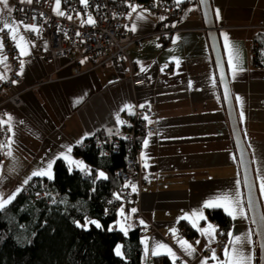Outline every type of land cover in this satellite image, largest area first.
<instances>
[{
	"label": "crops",
	"instance_id": "0c3cea01",
	"mask_svg": "<svg viewBox=\"0 0 264 264\" xmlns=\"http://www.w3.org/2000/svg\"><path fill=\"white\" fill-rule=\"evenodd\" d=\"M16 1L26 2L9 0L12 11L5 10L2 16L13 23V31H8L11 37L15 34V41L20 45L22 80L12 88H4L1 94L7 96L20 91L24 103L15 106L7 102L0 111V127H8L5 157L0 160V197L7 199L12 193L16 196L20 192L17 193L18 188L22 190L39 178L31 174L47 170L49 162L54 161L52 177L58 159L77 168L70 161L83 162L76 155L80 142L87 143L101 130L116 133L121 129V121H125L129 106L132 111L136 106L147 105L155 111L151 123L156 130L142 138L141 158L144 171L151 179L143 185L126 183L133 200L129 205L121 203L117 207L115 226L119 228V223H124L127 231L136 225L142 227L143 264H156L154 250L159 253L157 255L166 254L173 260L168 249L175 254L176 261L184 264H224L229 260L224 250L231 252L238 247L235 237L251 241L244 246V251L251 256V264H257L258 256L259 264L256 233L247 206L211 37L198 0H190L184 5L182 16L173 19L177 30L166 43L153 35L161 16L127 9V28L133 35L142 37V47L131 44L124 61L99 65L83 56L76 65L79 73L74 72L75 65L70 64L66 56L50 59L37 54L38 43L26 30L30 25L14 16ZM211 6L264 214V194L259 187L264 176V66L256 65L253 59L255 36L258 32L264 33V0H211ZM225 33L229 42L241 50L243 71L237 70L235 76L228 64ZM20 47L28 54L21 55ZM4 57L2 53L0 59ZM129 63L138 71L143 68L148 81L134 84ZM9 73L10 63L6 58L0 63V76L4 77L0 82ZM69 148L72 149L70 153ZM65 155L70 160L63 159ZM28 177L31 179L24 184ZM132 186L136 187V192L132 191ZM224 196L239 199L241 203L234 215L220 207L230 216L231 227L226 235V247L216 254L219 258L216 260L205 253L207 247L216 245L218 231L214 221L207 217L206 209L211 207L206 204ZM133 208L135 213L131 211ZM121 209L124 216L120 214ZM182 221L196 229L198 235L188 237ZM209 225L215 229L211 241L201 233V229ZM181 241L195 249L191 256L185 251L186 245L181 246ZM158 244L166 247L157 248Z\"/></svg>",
	"mask_w": 264,
	"mask_h": 264
},
{
	"label": "trees",
	"instance_id": "16d2710c",
	"mask_svg": "<svg viewBox=\"0 0 264 264\" xmlns=\"http://www.w3.org/2000/svg\"><path fill=\"white\" fill-rule=\"evenodd\" d=\"M189 2L180 1L183 7ZM62 3L83 5L82 0ZM255 43L264 48L263 32L256 34ZM253 59L264 66V52L257 50ZM76 155L91 170L87 177L58 159L51 179H33L0 209V264H143L142 227L136 225L125 234L115 226L120 205L117 195L129 189L115 174L129 155L126 143L120 139L119 146L114 147L106 137L100 146L87 142L83 149L76 147ZM100 171L107 179H94ZM206 213L226 236L231 227L230 216L220 207L207 208ZM92 220L102 228L88 223ZM181 224L188 237L198 235L186 221ZM117 248L122 255H116ZM155 262L184 264L166 254L156 255Z\"/></svg>",
	"mask_w": 264,
	"mask_h": 264
},
{
	"label": "built area",
	"instance_id": "2783aa9c",
	"mask_svg": "<svg viewBox=\"0 0 264 264\" xmlns=\"http://www.w3.org/2000/svg\"><path fill=\"white\" fill-rule=\"evenodd\" d=\"M56 3L57 0H32V3L16 1L14 16L19 21L39 29V32L28 31L29 37L38 43V55L50 59L66 56L68 62L75 65V73L80 72L76 65L79 58L83 56L89 57L95 65H99L112 61H124L127 59V49L131 44L142 47V37L133 35L127 28L125 21L127 9L135 7L136 11L144 10L164 17L157 23L153 31V35L163 43L169 41L177 30L173 25V19L181 17L183 13V6L181 3L177 4L176 0H88L87 6L84 3L83 5H64L62 0H59V9H56ZM57 11L63 12L65 15H58ZM80 14L82 19L79 23L68 18V15L78 18ZM89 17L95 21L94 24L87 22ZM1 37V50L10 63V73L0 82V111H2L3 104L7 102L15 106L24 103L20 91H14L7 96L1 94L4 88L14 86L13 81L19 83L22 80L17 43L12 39L7 29L1 33ZM257 50L264 52V48L255 43L253 55ZM135 68L133 63H129L132 82L139 84L148 81L147 75ZM131 113L126 114L125 121L119 131L114 134H108L103 130L98 131L88 142L100 146L102 139L108 137L114 147H118L120 139H122L126 143L129 155L125 160V165L117 169L115 174L125 183L136 182L143 185L151 178L144 171L141 140L145 135L156 130V126L151 123L155 111L146 105L144 107L136 106ZM144 116H147L149 120H145ZM7 133V126L0 127V159L5 157L4 149L8 143ZM85 144V142H80L77 147L83 149ZM106 152L108 153V151ZM80 174L87 177L88 170L80 171ZM132 200L133 194L129 190L120 196V204L129 205ZM109 210L110 207H107V211ZM214 223L217 226V222L214 221ZM216 235V245L205 249L208 256H212L213 251L215 254H219L226 247V236L220 231H217Z\"/></svg>",
	"mask_w": 264,
	"mask_h": 264
},
{
	"label": "snow or ice",
	"instance_id": "6c2138e0",
	"mask_svg": "<svg viewBox=\"0 0 264 264\" xmlns=\"http://www.w3.org/2000/svg\"><path fill=\"white\" fill-rule=\"evenodd\" d=\"M27 3H32V0H26ZM82 2L87 6V3H88V0H82ZM177 4L180 3V0H176ZM0 5H2V7H0V32H3L4 30H9V31H13V23H10L8 22L7 20L3 19V12L5 10H7V12H11L12 11V8L9 7V0H0ZM56 7L57 9H59V0H57V3H56ZM130 7H132L130 5ZM132 11L135 12L136 11V8L135 7H132ZM57 14L58 15H65V13L63 12H59L57 11ZM217 15H219V11L217 10ZM69 19H71V16L68 17ZM142 18V17H141ZM160 19H164V17H161ZM88 23L90 24H94L95 21L92 20L90 17L87 21ZM26 30L28 31H33V32H39V29L35 26H26ZM133 31H135V27H133L132 29ZM12 39L15 40V34H13L12 36ZM21 40H23V37H21ZM224 41H225V48L228 50V64L232 67V70H233V76H235L237 70L239 71H243V68L240 67L241 63H242V56H241V50L239 48L238 45H233L229 42V39H228V35L225 33L224 34ZM17 46H20L19 44ZM0 48H2V37H0ZM20 51H21V55H27L28 53L26 52V50L23 48V47H20ZM0 55H2V53H0ZM6 60V57H4L3 59H0V63H3L4 61ZM235 61V63H234ZM83 63V61H82ZM175 63L177 65H179V60H176ZM23 67V62H21V68ZM165 67H167V65H165ZM141 71H144L143 68H141ZM4 77L0 76V79H3ZM221 80L224 79V76L223 74L221 75L220 77ZM13 83H16V81H13ZM225 95L227 96L228 95V91H227V88L225 89ZM238 100H240V97H237ZM140 107H144V105H140ZM241 107H243V102L241 101ZM129 112L131 113V107L129 106L128 108ZM131 114H135V113H131ZM241 116H243V112H241ZM144 119L145 120H149V118L147 116H144ZM9 120H11V117H9ZM121 123H123V121H121ZM149 135H151L149 133ZM127 139V138H125ZM147 144H148V141L145 140L144 141V146L147 147ZM72 151L71 148L68 149V152L70 153ZM9 155H11V153H9ZM63 159L65 160H70V157L65 155L63 157ZM71 163H75L77 168L80 170V171H85V169L87 168V166L83 163V162H79V161H70ZM53 162H49L48 165H47V170H39V171H34L32 174H31V177H43V176H47L49 179L52 178V167H53ZM89 172L91 171L90 169L88 170ZM31 177H28V179H25L23 181L24 184H27L28 181L31 179ZM96 178H102V179H107V176L105 175V173L103 171H100L98 173V177H95L94 179ZM0 179H2V177H0ZM127 186V185H126ZM260 191H261V194H264V176L261 177V180H260ZM17 193L19 191H21V189H17L16 190ZM132 191L133 192H136L137 189L135 186H132ZM15 199V193H12V194H9L8 198L7 199H2V197H0V209H3L5 204H8V203H11L12 200ZM117 199H120V196L117 195ZM240 201L239 199H236V200H233L231 197L229 196H224V197H218L217 200L215 202L213 201H209L208 204H206V207H223L225 209V211L228 212L229 215H234V213L238 210H240ZM249 204L251 205V200H249ZM131 211L133 213L136 212V209L133 208L131 209ZM121 216H124V211L123 209H121ZM241 214H243V212L241 211ZM196 215V214H194ZM200 218L203 219L204 217L202 216V214H200ZM185 219H187V217H185ZM88 223L94 225L96 228H102V225L100 223H98L97 221L95 220H92V221H88ZM141 224H143L144 222L143 221H140ZM80 227H85L86 229V225H78ZM119 228H120V231L124 232L125 234L127 233V229L124 225V223H119ZM109 230H111V227L109 228ZM215 229L213 228V226L209 225V227L207 229H201V233L203 235H207L209 237V240L211 241L212 239H214V233ZM251 241L248 240V239H245V240H241L239 237H235V244L238 246L236 248H233L231 250V252L228 250V249H225L224 250V253L226 256H229V260L227 262H224V264H251V256L248 255L245 251H244V246L247 244V243H250ZM181 246L182 247H185V251L187 252V254L189 256H191L195 249L192 248L191 245L187 244L186 241H181ZM197 243H199V241H197ZM157 248H165L166 245H163V244H158L156 246ZM145 251L147 252V248L145 249ZM168 252L169 254L172 256L173 260L176 259V256L174 253H172L171 249H168ZM159 253H157L155 250L152 252V255H157ZM116 255H122L121 251L119 248L116 249ZM211 259H216V260H219V258L216 256L215 254V251H213V255L211 257ZM205 264H207V262H205Z\"/></svg>",
	"mask_w": 264,
	"mask_h": 264
},
{
	"label": "water",
	"instance_id": "95a60500",
	"mask_svg": "<svg viewBox=\"0 0 264 264\" xmlns=\"http://www.w3.org/2000/svg\"><path fill=\"white\" fill-rule=\"evenodd\" d=\"M198 2L205 19V24L209 29L211 37L212 51L215 57L219 82L221 85L227 116L231 127L233 141L238 154L247 206L249 209L251 222L256 233L257 245L259 249V264H264V214L257 193L251 156L243 138L241 127L237 117L225 61L219 43L216 23L213 17L211 0H198ZM222 74L224 76L223 80L220 79ZM226 88L228 91L227 96L225 95ZM249 200H251V205L249 204Z\"/></svg>",
	"mask_w": 264,
	"mask_h": 264
},
{
	"label": "rangeland",
	"instance_id": "374dc122",
	"mask_svg": "<svg viewBox=\"0 0 264 264\" xmlns=\"http://www.w3.org/2000/svg\"><path fill=\"white\" fill-rule=\"evenodd\" d=\"M56 9H57V7H56ZM69 16H71V19H73L77 23H79L81 21V19H82V15L81 14L78 16V18H74L72 15H68V17Z\"/></svg>",
	"mask_w": 264,
	"mask_h": 264
}]
</instances>
